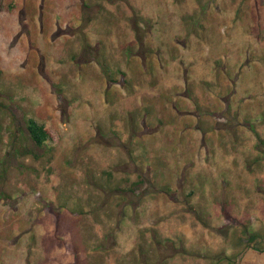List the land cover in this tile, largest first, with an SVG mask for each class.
<instances>
[{
    "label": "rangeland",
    "instance_id": "374dc122",
    "mask_svg": "<svg viewBox=\"0 0 264 264\" xmlns=\"http://www.w3.org/2000/svg\"><path fill=\"white\" fill-rule=\"evenodd\" d=\"M0 264H264V0H0Z\"/></svg>",
    "mask_w": 264,
    "mask_h": 264
},
{
    "label": "trees",
    "instance_id": "16d2710c",
    "mask_svg": "<svg viewBox=\"0 0 264 264\" xmlns=\"http://www.w3.org/2000/svg\"><path fill=\"white\" fill-rule=\"evenodd\" d=\"M120 79L123 80L124 83L125 76L123 72H120ZM114 80V79H113ZM26 128L29 134L30 139L34 142L35 145L41 146L44 142L52 137L50 130L44 127L42 124L37 123L33 118H28L26 121ZM141 183H144L143 181ZM133 186H137V183L132 184ZM131 185V186H132ZM143 185V184H141Z\"/></svg>",
    "mask_w": 264,
    "mask_h": 264
}]
</instances>
